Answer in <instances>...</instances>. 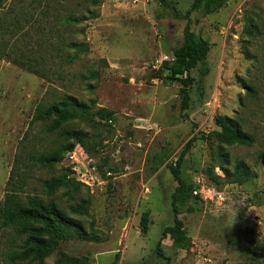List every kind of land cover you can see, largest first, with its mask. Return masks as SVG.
I'll return each instance as SVG.
<instances>
[{"label": "rangeland", "instance_id": "obj_1", "mask_svg": "<svg viewBox=\"0 0 264 264\" xmlns=\"http://www.w3.org/2000/svg\"><path fill=\"white\" fill-rule=\"evenodd\" d=\"M192 4H2L0 23L6 30L0 32V44H7L8 50L13 45L22 51L27 47L44 77L0 61V203L15 171L21 176L24 199L39 197L66 211L91 200L90 215L75 218L87 232H95L97 240L60 243L50 256L52 264L62 256L87 258L89 264H166L165 258L169 264H264V0H229L216 13L200 9L191 14V30L210 45V52L206 65L191 72L195 84L185 118L180 84L154 80L152 72L163 62L177 67L173 51L183 43L187 20L175 18L174 8L184 15ZM16 18L25 27L21 34L10 33ZM57 49H62L61 56ZM78 50L76 61L65 59ZM65 95L88 105L90 114L50 132V122L36 121L35 116ZM100 110L114 113L112 125L100 119ZM217 116L239 119L254 136V145L228 147L206 140L219 130ZM64 130L88 134L94 153L76 144L79 163L64 160L51 169L30 160L31 155L65 145ZM193 137L200 140L181 167L183 178L195 188L191 199L178 206L184 235L168 232L162 242L164 258H159L157 244L164 230L174 226L171 197L177 183L169 167ZM220 150L230 155L231 164L244 161L255 177L244 185L211 182L209 168L223 176L217 167ZM66 169L82 187L72 198L65 196L66 190L47 195L43 181L66 174ZM145 212L147 235L140 226ZM18 244L11 231H0V264H37L13 260Z\"/></svg>", "mask_w": 264, "mask_h": 264}, {"label": "trees", "instance_id": "obj_2", "mask_svg": "<svg viewBox=\"0 0 264 264\" xmlns=\"http://www.w3.org/2000/svg\"><path fill=\"white\" fill-rule=\"evenodd\" d=\"M5 0H0V11ZM229 0H193L191 9L184 15L174 8V16L177 19L187 20V25L183 30V43L180 47L173 51V58L177 67L172 68L168 62H163L162 65L152 72V79H156L165 84L179 83L181 86V112L185 118H188L187 111L190 108V90L195 84V79L191 76V72L199 66H205L207 63L210 45L201 39L191 30L190 16L193 12L203 9L206 14H213L222 9ZM1 20V18H0ZM27 21V20H26ZM72 22V18H68ZM1 22V21H0ZM28 23V22H27ZM14 27L10 33L21 34L25 31V27L16 18L13 23ZM4 24L0 23V32H4ZM26 35L22 41L26 42ZM74 48V45L68 46ZM27 47L22 51V48L13 45L9 50L7 44H0V61L12 63L19 68L28 71L36 76L44 77L34 66L39 64L38 60H32L30 57L31 51L27 54ZM80 50L70 55H65V59L76 61L80 56ZM61 56L62 49L58 50ZM14 54H19L17 57ZM64 60V57H61ZM42 60V58H40ZM35 61V62H33ZM82 79H86L82 76ZM253 94V90H250ZM90 114V108L85 103L79 101L76 97L65 95L58 103H54L44 110L39 111L36 116V121H49V131L57 132L65 124L70 123ZM97 115L101 120L105 121L106 125H112L114 122V113L106 110H100ZM215 124L219 128L218 131L212 132L206 140H213L219 145L224 146H247L254 145L255 138L252 134L246 132L239 119L229 116H217ZM65 141L59 149L49 153L40 155H31L30 160L39 164L43 168L51 169L66 160L69 153L75 148L81 146L85 150L93 154L95 146L90 144L88 134L80 130H64L61 133ZM200 140L198 137L190 139L179 158L174 165L169 167L171 174L177 183V187L172 194L171 206L174 212V226L166 228L156 247V254L159 258H164L162 251V242L167 238L168 232L184 235L183 223L179 219L180 203H187L192 197L194 187L187 182L182 176V163L187 154L190 153L195 143ZM76 146V147H75ZM218 168L223 176L215 174L214 168H209L207 175L211 182L215 185H244L250 179L255 177L250 167L244 161H235L231 164L230 155L220 150L217 153ZM102 170V166H100ZM66 174L49 180L43 181V188L47 195H54L60 190H66V197L72 198V195L77 192L82 185L76 183L69 178V169H66ZM16 174V171L14 172ZM10 177L7 183V193L4 200L0 203V231H11L19 241L18 251L12 254L13 260L21 263H37L43 264L46 257H50L59 247L60 243L69 240L80 241H96L95 232H87L83 224L75 217L89 216L91 200H82L79 204L72 206L69 210H63L54 202L46 203L39 197L22 198L20 193V174ZM105 177V173H103ZM17 176V177H16ZM19 178V179H18ZM141 232L147 235L149 229V213L145 212L141 218ZM167 263H170L169 258H165ZM57 264H89L87 258L79 259L74 257L62 256Z\"/></svg>", "mask_w": 264, "mask_h": 264}, {"label": "built area", "instance_id": "obj_3", "mask_svg": "<svg viewBox=\"0 0 264 264\" xmlns=\"http://www.w3.org/2000/svg\"><path fill=\"white\" fill-rule=\"evenodd\" d=\"M66 160L70 161L71 164L79 163L77 151L74 150L73 152L69 153L66 157Z\"/></svg>", "mask_w": 264, "mask_h": 264}, {"label": "clouds", "instance_id": "obj_4", "mask_svg": "<svg viewBox=\"0 0 264 264\" xmlns=\"http://www.w3.org/2000/svg\"><path fill=\"white\" fill-rule=\"evenodd\" d=\"M52 257H46L45 258V264H52Z\"/></svg>", "mask_w": 264, "mask_h": 264}, {"label": "crops", "instance_id": "obj_5", "mask_svg": "<svg viewBox=\"0 0 264 264\" xmlns=\"http://www.w3.org/2000/svg\"><path fill=\"white\" fill-rule=\"evenodd\" d=\"M136 1H139V0H136Z\"/></svg>", "mask_w": 264, "mask_h": 264}]
</instances>
